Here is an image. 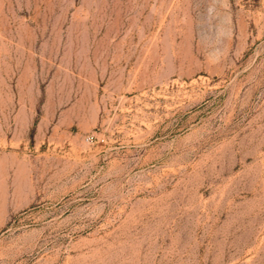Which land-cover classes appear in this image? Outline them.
Wrapping results in <instances>:
<instances>
[{"label":"rangeland","instance_id":"rangeland-1","mask_svg":"<svg viewBox=\"0 0 264 264\" xmlns=\"http://www.w3.org/2000/svg\"><path fill=\"white\" fill-rule=\"evenodd\" d=\"M0 264H264V0H0Z\"/></svg>","mask_w":264,"mask_h":264}]
</instances>
